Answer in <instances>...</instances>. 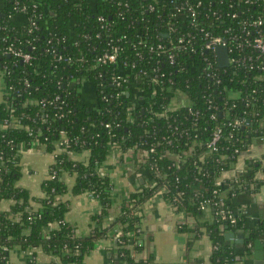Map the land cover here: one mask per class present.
Returning <instances> with one entry per match:
<instances>
[{"label":"trees","instance_id":"trees-1","mask_svg":"<svg viewBox=\"0 0 264 264\" xmlns=\"http://www.w3.org/2000/svg\"><path fill=\"white\" fill-rule=\"evenodd\" d=\"M164 1L0 0V70L3 71L0 81L3 86L0 102V202H10L7 210L0 208V264H7L8 251L14 245L25 251L31 249L28 264H46L35 261L34 248L37 247L66 264H79L95 240L107 235L108 228L100 229L98 224L111 211V183L101 169L113 143L120 149L121 159L126 160L129 156L137 165L146 167L148 162H154L158 170L165 173L162 179L167 189L163 196L165 199L175 198L176 208H183L196 216L202 211L201 202L209 200L213 220L204 227L213 246L210 264H230L233 260L232 249L221 232L243 224L244 215L233 210L230 199L238 193L254 191L264 181L253 178L251 171L237 173V181L233 177H224L222 185H214L213 180L221 172L232 169L237 156L254 140L261 138L264 144V71L236 69L237 79L244 81H233V84L242 89L244 98L237 100L235 108L229 111L242 121V126L224 143L220 151L225 156L223 160L215 161L217 155L212 154L206 156L203 163L197 162V166L187 161L180 168L172 166L167 156L157 157L159 149L157 153H148L146 145L152 141L150 134L157 123H141L139 116L145 114L142 110H133L132 116L136 119L126 122L130 99L103 101L99 98L100 90L95 89L112 70H123L120 62L94 66V56L109 49L111 44H119L121 58H134L136 50L133 45L147 57L146 49L137 45L139 37L149 44L164 37V21L161 20L169 13L166 7L160 6ZM148 3L153 5L152 9L146 8ZM20 7L25 11L21 12ZM200 13L202 7L197 15ZM99 16L102 20L98 19ZM28 19L35 24L31 26ZM212 21L215 20H205V27L217 31L216 22ZM185 30L177 25L175 35L180 36ZM123 34L125 38H121ZM10 44L29 53L30 59L22 61L7 54L5 49ZM52 46L54 53L50 50ZM60 54L72 58L83 56L85 60L59 61L57 56ZM179 54L185 56L183 52ZM142 60L135 63L136 67ZM227 72L229 75L235 73L231 68ZM82 80L94 88L92 101L83 97ZM6 88H9L8 93ZM139 103L145 106L151 101L144 98ZM158 107L159 103H156L154 109ZM63 138H67V144L57 145L56 141ZM33 140L44 144L53 155L48 175L41 182L43 195L39 197H32L16 184L20 175L19 150L30 146ZM83 153V159L73 157V154ZM64 172L74 176L72 193H87L100 201V209L92 217L96 225L84 238L76 237L73 227L64 219L69 207L68 201L61 198L68 191L61 178ZM214 190L217 197H213ZM152 195L151 188L139 185L122 201L119 214L109 226L119 227L118 233L115 232L117 251L119 258L128 264L145 263L139 258L134 259L132 254L141 249L138 211ZM218 198L221 199L219 203ZM219 206L235 216L236 223L216 215ZM17 212L21 213L20 219H11V214ZM47 226L50 230L44 233ZM193 231L197 233V228ZM263 231L264 214L259 225L248 234L247 244H252L256 235Z\"/></svg>","mask_w":264,"mask_h":264},{"label":"built area","instance_id":"built-area-1","mask_svg":"<svg viewBox=\"0 0 264 264\" xmlns=\"http://www.w3.org/2000/svg\"><path fill=\"white\" fill-rule=\"evenodd\" d=\"M160 4L169 10L167 17L161 20L164 21V37H158L152 44L139 37L137 45L146 49L147 57L133 45L136 50L134 58H121L119 44H111L109 49L94 56V66L120 62L123 70H112L95 89L100 90L99 98L103 101L130 99L126 107V122L136 119L132 116L133 110H142L145 114L139 116L141 123L158 124L150 134L152 141L146 143L148 153H157L159 149L157 157L167 156L171 165L177 168L187 161L197 166V162L203 163L205 157L212 154L217 155L215 161L219 162L225 157L220 152L224 143L233 138L235 131L242 126V121L229 111L235 108L237 100L244 98L242 89L233 84V81H244L237 79L236 69L264 71V0H166ZM152 6L148 3L146 8L152 9ZM200 7L202 13L197 15ZM19 10L24 12L25 8L20 7ZM98 19L102 20V17ZM209 19L215 20L212 23L216 22L217 31L212 32L205 27ZM28 20L31 26L35 24L32 19ZM177 25L186 28L180 36L175 35ZM220 46L226 48L225 67L217 64L216 51ZM50 48L54 53L53 46ZM5 52L22 61L30 59L29 53L14 48L12 44L6 47ZM182 52L185 56H179ZM141 59L144 60L136 67L135 63ZM57 60L70 63L85 59L83 56L72 58L60 54ZM229 68L235 72L233 75L227 72ZM2 75L0 70V81ZM82 82L87 84L85 80ZM5 92L8 93L9 88ZM144 98L151 103L140 106L139 100ZM156 103H159L158 109H154ZM15 124L11 123L17 126ZM105 126L109 127V124ZM67 142V138H63L56 144L66 145ZM109 156H120V149L114 143ZM142 166L150 175L146 185L154 191V195L163 196L167 189L162 179L165 173L160 172L154 162H148V167ZM224 172L214 177V185L223 184ZM233 178L237 181L236 174ZM213 194L217 197L216 190ZM166 200L175 207V198ZM217 200L221 202V199ZM208 202L203 200L200 209H207ZM215 214L232 224L237 221L221 206ZM118 230L119 227L115 226L113 232L118 233ZM26 251L32 256L31 249ZM132 257L138 259L135 252Z\"/></svg>","mask_w":264,"mask_h":264},{"label":"crops","instance_id":"crops-1","mask_svg":"<svg viewBox=\"0 0 264 264\" xmlns=\"http://www.w3.org/2000/svg\"><path fill=\"white\" fill-rule=\"evenodd\" d=\"M83 86V97L92 101L93 88L89 84ZM2 94L3 86L0 82V102ZM19 153L20 175L16 184L25 188L32 197L42 196L41 182L48 175L49 166L53 161L52 153L36 140L28 147H21ZM73 157L83 159L85 154H73ZM103 171L111 183V211L98 227L112 229L107 230L105 237L95 240L93 247L79 264H128L119 258L116 233L113 232L115 226H109L119 214L122 201L139 185H146L150 175L142 164L137 165L129 156L126 160L120 156H109ZM247 171L252 172L253 178L264 181V144L260 139L254 140L251 146L243 150L237 156L234 167L222 176L233 177L234 174H244ZM61 178L68 186V191L61 195L69 204L64 219L73 227L76 237H87L91 228L96 225L92 217L100 209V201L87 193H72L73 175L64 172ZM230 203L235 212L244 215L243 224L221 232L233 252L234 258L230 264H264V231L256 235L252 244H247L248 234L259 225L264 214V183L250 193L233 195ZM9 205L8 200L0 202L2 210H7ZM31 205L37 206L34 202H31ZM138 215L141 249L135 253L144 264H210L213 246L204 227V224L213 220L209 208L194 216L183 208L171 206L164 196L155 194L141 204ZM20 217V212L11 214L13 220H19ZM194 228H197V233L193 231ZM49 230L50 226H47L44 233ZM244 247L250 248L251 252L246 254ZM255 254L261 257L257 258ZM28 257L27 251L14 245L8 251L7 264H28ZM34 259L39 263L66 264L54 254L39 247L34 248Z\"/></svg>","mask_w":264,"mask_h":264},{"label":"water","instance_id":"water-1","mask_svg":"<svg viewBox=\"0 0 264 264\" xmlns=\"http://www.w3.org/2000/svg\"><path fill=\"white\" fill-rule=\"evenodd\" d=\"M217 56H218V61L217 64L219 67H225L227 65V53H226V48L225 47H218L217 48ZM75 83H73L72 85H74ZM229 235V234H226ZM231 235V234H230ZM244 252L247 254L248 252H251L250 248L244 247ZM257 258H260L261 256L255 254Z\"/></svg>","mask_w":264,"mask_h":264}]
</instances>
